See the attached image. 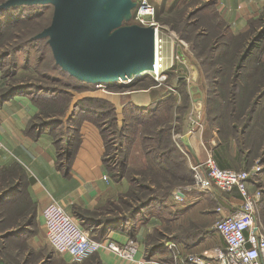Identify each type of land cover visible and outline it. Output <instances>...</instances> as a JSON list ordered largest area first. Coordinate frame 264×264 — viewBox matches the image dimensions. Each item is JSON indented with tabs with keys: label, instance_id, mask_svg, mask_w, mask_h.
I'll return each mask as SVG.
<instances>
[{
	"label": "rangeland",
	"instance_id": "1",
	"mask_svg": "<svg viewBox=\"0 0 264 264\" xmlns=\"http://www.w3.org/2000/svg\"><path fill=\"white\" fill-rule=\"evenodd\" d=\"M4 1L0 0V4ZM219 1L151 0L155 5V18L161 25V75L143 73L134 76L128 83L111 82L102 86L82 83L56 67L49 38H34L51 24L54 13L52 3L24 4L21 8L10 7L0 11V73L4 81L0 93L14 85L22 87L1 102L17 95H26L38 108L28 122L63 121L66 127L69 126V132L75 135L70 155L66 154L67 130H62L63 125H57L55 129L47 127L42 131V134L46 132L51 137L56 149L55 165L65 175L74 166L79 169L75 160L86 140L85 124L93 125L101 138L100 146L93 150L99 153L102 178L110 187L101 194L94 208L74 203V210L68 211L71 215L77 217L75 208L79 206L89 209L80 212L90 219L93 216L96 221L125 217L129 204L136 205V199L142 196L141 192L136 191L138 181L145 183L148 180L147 183H152L153 189H158L160 194L171 186L167 200L173 213L178 208L170 205L183 201L181 195L185 188L204 190L196 183L195 166L198 164L189 163L192 155L181 140L182 135L190 130H200L205 154L203 161L209 155L217 161L214 154L217 141L222 140L230 149L237 141V129L232 128V120L239 117L241 108L249 109L245 116L248 119L251 107L256 102H264V51L253 49L255 52L239 68V55L249 43L242 37L233 38L228 21L218 9ZM261 16H264V10ZM259 17L254 18L253 34L264 25V19L259 21ZM130 23V18L124 16L123 24ZM4 53L9 54L4 56ZM54 94V97L48 96ZM141 98L145 99L141 101ZM82 104L90 106L92 111L96 109L104 113L103 118L87 117L86 111L79 122L73 120L75 107ZM233 107L240 108L234 112ZM217 122L220 125L218 135L215 129ZM73 128L74 132L70 130ZM161 131L164 132L160 134ZM170 140L174 143L173 152H169ZM259 140L264 141V132L256 137L251 136L245 146L240 145L244 162H236L230 167L249 170L251 175L253 170H261L264 144ZM255 156L258 157L254 159ZM125 161L132 168L126 169ZM162 161L177 172L176 177L157 167L156 164ZM21 175L18 169H0V194L12 185H18L13 195L0 199V261L3 260L5 264H42L47 259L48 264L84 263L86 260L68 262L66 260L70 259L65 258L64 254L54 252L46 236L42 209H38L35 200L31 202L26 199L27 180L20 179ZM178 175L185 176L186 180L178 179ZM250 187L253 191L261 190L256 217L264 224V187L262 189L256 184ZM222 192L224 195L230 191ZM224 197L229 196L225 194ZM221 202L219 206L223 210L229 206L226 200ZM31 217L34 218L28 231L17 232ZM157 219L162 226H158L161 231L154 229L147 235L144 239L146 248L159 242H163L165 248L148 260L154 259L159 264H193L190 255L203 256L214 250L202 246L197 250L204 240L187 245L185 241L176 239V236H191L193 241L198 232L201 235L206 230L204 224L181 223L174 226L172 220ZM90 224L86 226L90 235L101 236L97 223ZM110 230L122 232L120 227ZM10 231L16 232L8 235ZM170 241L176 245L172 249L168 246ZM178 243L182 249L177 248ZM166 247L169 253L159 254Z\"/></svg>",
	"mask_w": 264,
	"mask_h": 264
},
{
	"label": "crops",
	"instance_id": "2",
	"mask_svg": "<svg viewBox=\"0 0 264 264\" xmlns=\"http://www.w3.org/2000/svg\"><path fill=\"white\" fill-rule=\"evenodd\" d=\"M218 9L225 17V20L228 21L231 32L237 36L249 30L251 26L250 20L259 17L261 12H263L264 0H220ZM254 49L260 52L264 51V42H261ZM2 81L0 73V87ZM144 99L141 98V101ZM233 108L234 112H236L240 107ZM250 110L248 119H245V116L249 109L241 108L239 117L232 120V128L237 129L238 138L236 142L234 141L231 149L222 140L216 143L214 154L219 165L223 168H229L236 162L242 164L244 159L240 145L245 146L251 136L256 137L261 132H264V102L256 103ZM37 112L38 108L26 95H17L1 102L0 169L23 170L22 178L27 180L26 191L28 196L26 195V199L31 202L35 200L34 202L38 203V209L43 210L52 200L61 202L69 212L74 210V203L94 208L100 200L101 194L107 187H110L102 178L103 169L100 165L99 153L95 149L93 150V148L100 146L101 143L97 130L93 125L85 124L83 130L86 133V140L83 148L82 146V149L80 148L81 153L78 154L75 160L79 169L74 166L75 168L65 175L55 165L56 149L51 137L45 132L34 138L26 132L28 121ZM241 119L243 120L242 122ZM219 126L218 122L215 123L217 135L219 134ZM189 132H191L189 137L192 145V150L187 148L192 155L189 163L199 164L205 156V154L203 155L204 147L201 141V131L194 132L190 130L187 133ZM259 142L264 144L263 140H259ZM257 157L255 156L254 159ZM260 163H262L260 167L262 169L258 172L252 171L254 176H250V186L256 184L263 189L264 162ZM22 178L20 176V179ZM187 188L181 195L183 201H176L173 203L174 205H170L172 208L173 206L178 208L177 212L174 210L172 225L177 226L181 223L204 224L206 231H211V234L199 244L200 246L198 245L197 250H200L199 247L201 246L212 250L225 246L224 238L217 233L213 223L220 215V212L229 213L231 208L233 210L242 204L243 197L241 193L234 189L231 192H226L225 194L229 197L225 198L222 190L214 186L204 190L198 188L190 190ZM223 200H226L229 205L224 210L219 206ZM218 207L221 209L218 210ZM158 226L160 227L161 224L158 223L157 217L151 216L145 225H139L135 240L126 232L110 230L103 238H112L120 243L134 240L139 244L135 259L128 260L118 256L109 249H101L92 256L87 264H92L95 260L101 261V264H159L157 261H153L154 259L148 260L144 257L146 251L144 239ZM179 247L181 245L178 243L177 248ZM168 253L169 249L166 247L159 254L166 255ZM64 257L70 259L68 254H64ZM139 260H143V262L141 263ZM66 261L70 262L71 259ZM170 264L178 263L172 262Z\"/></svg>",
	"mask_w": 264,
	"mask_h": 264
},
{
	"label": "water",
	"instance_id": "3",
	"mask_svg": "<svg viewBox=\"0 0 264 264\" xmlns=\"http://www.w3.org/2000/svg\"><path fill=\"white\" fill-rule=\"evenodd\" d=\"M37 3H52L54 13L51 24L34 38H49L56 63L70 75L107 83L154 67V27L123 24L124 16H132L134 0H6L0 11ZM190 133L182 141L192 150Z\"/></svg>",
	"mask_w": 264,
	"mask_h": 264
},
{
	"label": "built area",
	"instance_id": "4",
	"mask_svg": "<svg viewBox=\"0 0 264 264\" xmlns=\"http://www.w3.org/2000/svg\"><path fill=\"white\" fill-rule=\"evenodd\" d=\"M134 1L136 5L132 9L130 22L153 26L155 42L158 37L161 42V25L155 18V5L151 0ZM195 170L197 185L204 189L215 186L230 192L237 189L243 201L228 214L218 216L214 224L217 233L224 238L225 246L206 252L203 256L190 255L189 259L193 264H264V224L256 217L261 190H251V171L223 168L212 155L195 166ZM178 197H181L180 194ZM42 215L52 249L58 254H68L71 261L81 262L101 249H109L122 258L134 260L139 250V244L134 240L120 243L112 238H93L89 229L57 200L50 201L43 208ZM168 246L172 249L176 245L170 241Z\"/></svg>",
	"mask_w": 264,
	"mask_h": 264
},
{
	"label": "trees",
	"instance_id": "5",
	"mask_svg": "<svg viewBox=\"0 0 264 264\" xmlns=\"http://www.w3.org/2000/svg\"><path fill=\"white\" fill-rule=\"evenodd\" d=\"M23 7V5H19V6H13L11 7L10 9H17V8H21ZM264 19V16H261L258 18V20H262ZM256 21V19L252 18L250 20V28L249 30H247L245 33H242V34H239V35H234L233 38H240L242 37V40H245L247 42L248 40V45L247 47L244 49V51L242 52V54L239 55V61L240 62L238 63L239 64V68L242 66V63L250 57V55L253 53V49L256 48L257 46H259V44L261 42H264V25L259 29V31L256 33V34H253V31L255 30L254 28V22ZM263 22V21H262ZM251 34H253L252 38H251ZM248 38V39H247ZM250 40V41H249ZM242 51V50H241ZM240 51V52H241ZM9 53H4L2 55H7ZM56 67H60L62 69V67L60 65H58L56 63ZM62 71L66 72L67 74H69L67 71L63 70ZM69 76H71L72 78H75L76 80H79L80 82L84 83L86 81H83V80H80L72 75L69 74ZM235 84V83H234ZM22 87L21 86H11L8 90H6L4 93H0V104H1V101L3 99L6 98V96L10 95L12 92H15L17 93V91L21 90ZM264 92V90L262 91V93ZM49 97L50 96H55L54 95H48ZM47 97V98H49ZM37 98L40 99V97L38 96L37 94ZM258 103V102H256ZM83 105V104H82ZM76 106L75 107V110L73 111V120H76L79 122V118H82V117H85L83 115H85L86 111H87V117H91L93 119H96V117H99V118H103L104 116V113H100V111L96 110L95 111H92V108H90V106ZM92 112H96L95 114H92ZM148 119V118H147ZM71 121V120H70ZM57 125L59 126H62V130L65 128L67 130V133H66V138H65V142H66V145H67V152L66 154L70 155L71 153V149H72V144H73V138H75V135L74 133L72 134L71 132H69V126H65L64 125V122L63 121H43L39 124H35V121L32 120L31 122H29L27 128H26V132L29 133L30 135L34 136L35 138L36 137H39L41 134H42V131L44 128H47V127H52V128H57ZM71 131H75V129H70ZM162 130V129H161ZM164 131H161V133H163ZM159 134V133H158ZM78 135L76 134V137ZM159 138V137H158ZM161 138V137H160ZM79 140V138H78ZM169 142H171L169 144V152H173L175 150L174 148V143L170 140ZM127 159V158H126ZM165 161H162L160 164H156L157 167L161 170H165L167 171L168 174H170L172 177H176V174L177 172H175L173 169H171V166L168 165H165L163 164ZM125 168H132L130 167V165L127 163V161H125V164H124ZM154 169L156 170V168L154 167ZM19 172L22 174L23 170L20 169ZM22 177V175H21ZM187 177V176H186ZM178 179H185V176H182V175H178ZM148 181V180H147ZM147 181H145V183H141L140 181H138V183L136 184V191L138 193L141 192L142 196L139 197L136 199L137 204L136 205H133V203L130 205L129 204V211H127V214L125 215V217L123 218H120V219H114V218H108V219H104L105 221H96V219H93L94 217L91 216V219L86 217L85 215L82 214V212L80 211H89V209H84L79 206H76L75 208V212L77 214V218L81 221V223L83 224L84 227L86 226H90L91 222L92 223H97V226L100 228L101 230V236H92L93 238L95 239H103V237L107 234L108 230H110L112 227H120L121 230L123 232H126L128 233L131 238H135L136 237V232L138 230V227L139 225L141 224H145L149 218L151 216H156L157 218L159 219H164V220H168V221H171L173 219V216H174V213L173 211L170 209L169 207V203H168V200L167 198L169 197L170 195V191L172 190V187L169 186V188L167 190L164 191V193L160 194L159 190H154L153 189V185L152 183H147ZM18 185L15 184V185H12L11 187H9L8 189H5L2 191V193L0 194V199H3V198H7L11 195H13L16 187ZM21 186V184L19 185V187ZM18 187V188H19ZM17 188V189H18ZM84 209V210H83ZM79 210V211H78ZM96 211V210H95ZM93 217V218H92ZM33 218L34 217H31L28 221H26V225H23L21 227H19L18 231L17 232H27L28 231V226H30L33 222ZM138 221H140L138 223ZM141 223V224H140ZM90 224V225H89ZM193 225H195V223H193ZM197 226V225H196ZM155 229H157L158 231H161L159 227H156ZM16 231H10L8 233V235H12V234H15ZM211 234V231H202V234L200 235V233L198 232V234L195 236V238L193 239L192 241V238L191 236L190 237H177L176 236V239H181L180 241H185L187 245H193L192 243H199L201 241H203L205 238H207L209 235ZM7 235V236H8ZM165 248L164 246V243L163 242H159L158 244H155V245H147V248H146V256L145 258H150L153 256V254L155 255V253H157L158 251H160V249H163ZM96 253H93L92 255H90L89 257H87L85 260L87 261L85 264L88 263V261L92 258L93 255H95ZM51 259V255H50V258ZM48 261L47 259H45V261L42 263V264H48ZM92 264H101V261L99 260H95V262H92Z\"/></svg>",
	"mask_w": 264,
	"mask_h": 264
},
{
	"label": "bare ground",
	"instance_id": "6",
	"mask_svg": "<svg viewBox=\"0 0 264 264\" xmlns=\"http://www.w3.org/2000/svg\"><path fill=\"white\" fill-rule=\"evenodd\" d=\"M156 35H157V32H156ZM156 39H157V37H156ZM161 42H160L159 37H158V41L155 42V62H154V67L152 69L143 70L142 72H139L137 74H133V75L129 76L127 79H122V80H119L117 82L128 83L129 81L132 80V78L134 76H136L138 74H143V73H152L155 76L156 75H161V72H162V69H163V63L161 62L163 60V56L161 55V53H162L161 52V50H162L161 48H162L163 45L160 44ZM103 83H98V85H101ZM108 83H111V82H107V84Z\"/></svg>",
	"mask_w": 264,
	"mask_h": 264
}]
</instances>
